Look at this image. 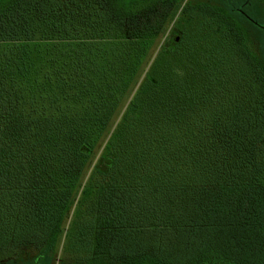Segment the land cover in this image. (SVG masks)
<instances>
[{
	"label": "trees",
	"instance_id": "obj_1",
	"mask_svg": "<svg viewBox=\"0 0 264 264\" xmlns=\"http://www.w3.org/2000/svg\"><path fill=\"white\" fill-rule=\"evenodd\" d=\"M183 1L0 0V264H264V0Z\"/></svg>",
	"mask_w": 264,
	"mask_h": 264
},
{
	"label": "rangeland",
	"instance_id": "obj_2",
	"mask_svg": "<svg viewBox=\"0 0 264 264\" xmlns=\"http://www.w3.org/2000/svg\"><path fill=\"white\" fill-rule=\"evenodd\" d=\"M203 2L204 0H184L181 6L180 7L178 6L179 8L176 9L175 11L174 22L170 25L167 34L161 39L160 45L151 61H155L154 59L157 57L158 53H161V50L163 48H167L166 51H169V50H173V51L171 55H169L168 57L165 56V57L160 58L162 60L159 63H156L155 65L156 69L154 70L155 72L156 70L163 71L166 65L174 66V64L178 61V55H177L178 52H180V50L184 48L183 46L184 40L186 41L188 39L191 41H194V40L200 41V37H203V36L206 38H209L210 29L208 31L207 28L203 25H208L207 23L211 24L210 20H206V18H203L204 12L198 10V5ZM203 19L206 20L207 22L203 21ZM203 27H205L206 29ZM211 36H212V42L213 43L216 42L218 44V41L216 40V38L213 35ZM175 38L178 39L179 45L177 48L175 47L176 45V41L174 40ZM209 46L212 47L213 46L212 43H210ZM161 55H163V53H161L160 56ZM157 61H159V57H158V60H156V62ZM167 81H169V78L167 79ZM101 150H102V147H100L97 153V158L99 157ZM92 167L89 169L87 178L88 176L90 177L91 175ZM150 228L153 229L154 227H150ZM65 241L66 239L65 240L63 239L60 243V249H59L60 253L64 251L63 249H65ZM60 253L59 255H61ZM24 256H23V260L21 259L20 261H23L22 264H28L29 261H24L25 260Z\"/></svg>",
	"mask_w": 264,
	"mask_h": 264
}]
</instances>
